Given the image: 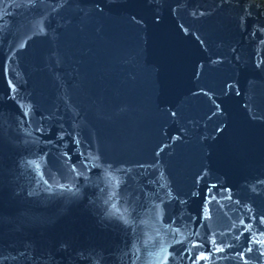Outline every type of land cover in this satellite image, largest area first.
<instances>
[{
    "label": "water",
    "instance_id": "1",
    "mask_svg": "<svg viewBox=\"0 0 264 264\" xmlns=\"http://www.w3.org/2000/svg\"><path fill=\"white\" fill-rule=\"evenodd\" d=\"M0 264H264V0H0Z\"/></svg>",
    "mask_w": 264,
    "mask_h": 264
}]
</instances>
